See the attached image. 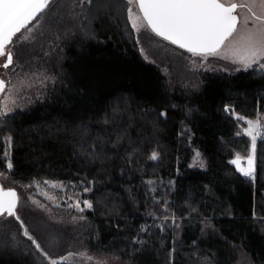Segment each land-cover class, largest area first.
<instances>
[{
	"label": "trees",
	"instance_id": "1",
	"mask_svg": "<svg viewBox=\"0 0 264 264\" xmlns=\"http://www.w3.org/2000/svg\"><path fill=\"white\" fill-rule=\"evenodd\" d=\"M60 3L44 11L59 13L51 28L63 36L48 59L57 79L0 117V169L21 184H66L91 204L89 245L130 264H264V129L252 174L231 163L252 150L237 117L264 114V69L171 84L139 51L127 0L83 4L70 29ZM196 151L203 166L192 163ZM16 235L29 249L0 235V264H33L36 249Z\"/></svg>",
	"mask_w": 264,
	"mask_h": 264
},
{
	"label": "rangeland",
	"instance_id": "2",
	"mask_svg": "<svg viewBox=\"0 0 264 264\" xmlns=\"http://www.w3.org/2000/svg\"><path fill=\"white\" fill-rule=\"evenodd\" d=\"M60 1L61 8H64L63 14L60 15L61 21L69 24L66 29H70L72 26L79 27L82 21L83 4L79 0ZM223 1L229 3L234 0ZM235 1L251 6L252 11L249 12L248 8L237 9L236 13L239 17L237 31L233 37L225 41L220 55L208 56L206 59L200 56H192L186 50L156 36L146 27L139 32L133 29L139 51L144 58L160 66L171 84H180L192 88L196 87L200 76L206 71L234 72L245 68L243 64L234 62L228 50L241 34L253 29V25L264 28V24H259L252 18V13L264 16V8H262L260 0H255L254 6L252 0ZM130 6L135 8L134 4H128V8ZM135 11L137 15H141L138 8H135ZM54 13L44 12L41 14L38 20L30 22L25 29L17 33L8 45L7 49L13 52V65L8 69L0 67V75L6 82L5 91L0 94V117L9 115L17 109H24L45 96L50 85L56 81V70L49 64L48 59L50 52L58 46L55 40L57 39L59 42L63 34L59 29L55 33L56 29L51 28V20L54 15L59 14ZM245 17L249 20L247 26L244 23ZM28 28L31 29V32L28 31ZM64 31L66 32V30ZM226 55L228 58H225ZM4 60L5 57H1L0 64ZM261 63H264V59L253 64L260 67ZM177 71H180L179 76H176ZM244 120L259 121L260 138L264 129V114L255 119L244 118ZM247 128L248 124L246 123L243 130ZM238 156L239 166L244 171L249 170L248 158L251 156L253 171L255 166L253 141L250 154L246 158H243L242 155ZM192 163L204 165L197 151ZM0 179L4 187L15 189L18 194L16 211L20 217L19 224L15 216L9 218L6 214L0 215V235L5 236L8 248L15 249L17 252H20L24 247L29 249L28 246L30 245L27 241L15 238L17 236L16 230L20 228L22 235L25 236L24 232L27 229L28 234L32 237L30 244L34 246L33 249H36V252L33 253L34 256L30 255L33 264H50L52 260L57 263L66 262L70 264H130L118 255L101 253L89 245L86 237L90 225L84 216V211L89 208L84 203L87 200L71 192L66 184L47 180L21 184L11 179L1 169ZM53 185L57 186L54 187ZM159 185L160 183H158ZM77 203H79V207L76 206ZM169 214L168 211L167 215ZM163 217L166 216L163 215ZM24 218L26 222L23 220ZM21 221L23 227H21ZM61 228L68 230L66 231L68 232L67 238H65L64 233L60 232L59 229ZM25 237L28 238V236ZM33 240L36 241V244L33 243ZM37 244L40 246L39 249ZM245 264L249 263L246 262Z\"/></svg>",
	"mask_w": 264,
	"mask_h": 264
},
{
	"label": "snow or ice",
	"instance_id": "3",
	"mask_svg": "<svg viewBox=\"0 0 264 264\" xmlns=\"http://www.w3.org/2000/svg\"><path fill=\"white\" fill-rule=\"evenodd\" d=\"M79 2L91 4L93 0H79ZM127 2L129 5L134 4L141 14L137 15L134 7L128 8V20L135 31L139 32L146 27L156 36L186 50L192 56L205 59L208 56L220 55L225 41L236 33L239 23L237 9L248 8L249 12L252 11L249 5L225 4L221 0H127ZM50 3L51 0H0V57H5L0 67L8 69L13 65V52L6 46L30 22L38 20ZM260 3L264 8V0H260ZM252 4L254 6L255 0H252ZM252 18L259 24H264V16L252 13ZM244 23L248 25L247 17ZM253 29L241 34L228 50L234 62L243 64L245 68L264 59V28L253 25ZM28 31L31 32V29L28 28ZM225 58H228L227 55ZM260 67L264 68V63H261ZM5 87L6 82L0 79V92L5 91ZM237 119L243 120L244 117H237ZM246 123L248 128L244 130V134L252 137L254 148L256 136L261 135V127L259 121L248 120ZM8 155L9 153H5V156ZM152 159H156L155 153L152 154ZM231 163L237 165L238 170L245 176L252 174L251 156L248 158L249 170L247 171L240 168L239 156ZM7 168L9 170L12 168L11 162L7 164ZM49 199L52 198L49 197ZM84 203L86 207H91L87 201ZM16 206V192L12 189L0 188V215L7 213L9 216H15L19 221L20 217L15 211ZM76 206L79 207V203ZM23 226L21 221V227ZM24 234L32 239L27 229ZM33 243L36 244V241L33 240ZM36 246L39 249V244ZM50 264H57V262L52 260Z\"/></svg>",
	"mask_w": 264,
	"mask_h": 264
},
{
	"label": "water",
	"instance_id": "4",
	"mask_svg": "<svg viewBox=\"0 0 264 264\" xmlns=\"http://www.w3.org/2000/svg\"><path fill=\"white\" fill-rule=\"evenodd\" d=\"M52 1V0H51ZM237 14V13H236ZM9 45V44H8ZM8 45L6 46V48L8 47ZM4 63V62H3ZM2 63V64H3ZM0 79H2V80H4L5 81V79L0 75ZM0 94H1V92H0ZM0 188H3L4 190H8V189H11V188H8V187H4L3 186V184H2V182H1V179H0ZM12 190H14L15 192H16V194H17V191L15 190V189H12ZM17 200H18V194H17ZM15 211H16V209H15ZM4 214H7V213H4ZM16 214H17V211H16Z\"/></svg>",
	"mask_w": 264,
	"mask_h": 264
},
{
	"label": "flooded vegetation",
	"instance_id": "5",
	"mask_svg": "<svg viewBox=\"0 0 264 264\" xmlns=\"http://www.w3.org/2000/svg\"><path fill=\"white\" fill-rule=\"evenodd\" d=\"M221 2H223V3H225V4H231V3L243 4V3H238V2H236L235 0H234V1H231V2H229V3H226V2H224L223 0H221ZM0 58H1V57H0Z\"/></svg>",
	"mask_w": 264,
	"mask_h": 264
},
{
	"label": "built area",
	"instance_id": "6",
	"mask_svg": "<svg viewBox=\"0 0 264 264\" xmlns=\"http://www.w3.org/2000/svg\"><path fill=\"white\" fill-rule=\"evenodd\" d=\"M260 135H258L257 137L259 138Z\"/></svg>",
	"mask_w": 264,
	"mask_h": 264
}]
</instances>
